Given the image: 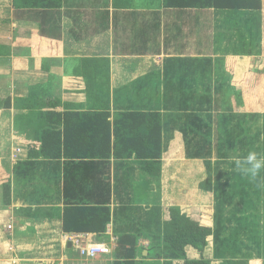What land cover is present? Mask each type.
Masks as SVG:
<instances>
[{
	"label": "crops",
	"instance_id": "crops-1",
	"mask_svg": "<svg viewBox=\"0 0 264 264\" xmlns=\"http://www.w3.org/2000/svg\"><path fill=\"white\" fill-rule=\"evenodd\" d=\"M255 26H261L260 46L253 48V40L244 44L243 30ZM263 62L264 0L260 11L170 9L164 0H63L61 9L44 11L15 9L14 0H0V98H27L38 88L61 112L162 114L163 143H171L164 149L162 177L144 173L135 158L111 159L106 233H71L92 243L114 247L125 235L138 236L142 250L162 243L166 208L187 205L183 195V203H164L163 161L171 158L169 166L176 168L175 159H188L184 130L192 128L194 98L201 99L203 113L218 106L224 115L219 106L235 104L233 90L254 82V99L242 98L240 106L260 112L247 105L264 97ZM19 112L0 110V264H113V254L87 262L65 242L67 159L40 157L29 178L14 174L15 162L28 161L34 144L15 128ZM193 124L210 130L203 116L202 125ZM206 178L207 173L198 182L201 197L214 195L199 189Z\"/></svg>",
	"mask_w": 264,
	"mask_h": 264
},
{
	"label": "trees",
	"instance_id": "trees-1",
	"mask_svg": "<svg viewBox=\"0 0 264 264\" xmlns=\"http://www.w3.org/2000/svg\"><path fill=\"white\" fill-rule=\"evenodd\" d=\"M63 0H14L15 9L59 10ZM170 9H262V0H164ZM90 93V92H89ZM91 94V93H90ZM38 88L27 98H0V110L15 108V128L34 140L28 161H17L14 174L29 178L37 169V159H67L65 167L66 233H106L111 222V159L139 161L141 170L154 179L162 177L163 119L159 112L108 110L61 112L57 101L45 99ZM187 138L186 135H184ZM208 151L210 147L207 146ZM206 152L209 154V152ZM193 157L186 149L187 158ZM207 178L199 189L212 191V165L206 160ZM209 184V185H207ZM223 225L215 229L192 218L181 207L166 208L162 243L142 250L138 236L125 235L115 242L113 264H211L205 258L213 236L223 243ZM199 258H190L189 250ZM147 251L148 254L144 255ZM223 264H249L245 258H226Z\"/></svg>",
	"mask_w": 264,
	"mask_h": 264
},
{
	"label": "rangeland",
	"instance_id": "rangeland-1",
	"mask_svg": "<svg viewBox=\"0 0 264 264\" xmlns=\"http://www.w3.org/2000/svg\"><path fill=\"white\" fill-rule=\"evenodd\" d=\"M255 14L253 13V16ZM255 19L257 20L256 16ZM260 29L261 26L244 28V44H249L250 39L253 40V48L260 46V41L256 40L258 35L260 36ZM262 66L264 68V62ZM247 85L249 87L246 90H233L232 97L236 98L233 106L228 102L219 106L220 109L225 108L224 115L218 113V106H212L210 114L203 113L201 102L197 103V100L201 99L194 98L190 121L192 128L184 130L187 136L184 138L185 145L191 157L198 152L207 154V146L210 147L209 154L196 158L197 160H189L194 158H177L180 155L177 153V157L173 155L177 158L174 161L177 163L176 168H170L168 160L171 158L165 156L163 161L165 174L161 186L163 197L167 198L164 203H183L180 200L184 196L187 198V205L183 210L192 218L199 220L204 217L202 221L213 229L219 220L223 225V243L219 245L212 236L205 251V258L211 264H223V261L230 257L248 259L249 264H264V172L260 178L252 181L238 173L233 164L234 157L245 156L249 151L264 154V97L262 95L263 99L255 105H247L249 110L260 112H249L246 105L241 107L242 98L254 99L256 94L254 82L253 85ZM202 116L210 122L209 131L205 127V130L201 129L202 126L193 128L194 120H199L202 125ZM221 116L226 119L222 121ZM170 144L166 141L164 149H169ZM206 160L212 165L213 183L210 187L214 190V195L213 192H205L201 197L198 182L203 175L206 177ZM189 256L199 258L191 249Z\"/></svg>",
	"mask_w": 264,
	"mask_h": 264
},
{
	"label": "built area",
	"instance_id": "built-area-1",
	"mask_svg": "<svg viewBox=\"0 0 264 264\" xmlns=\"http://www.w3.org/2000/svg\"><path fill=\"white\" fill-rule=\"evenodd\" d=\"M12 229L13 226L9 225L8 230ZM64 239L65 242H71L74 250L87 262L113 254L114 247L111 244L88 242V239H84L77 234L66 235Z\"/></svg>",
	"mask_w": 264,
	"mask_h": 264
},
{
	"label": "clouds",
	"instance_id": "clouds-1",
	"mask_svg": "<svg viewBox=\"0 0 264 264\" xmlns=\"http://www.w3.org/2000/svg\"><path fill=\"white\" fill-rule=\"evenodd\" d=\"M233 164L238 173L256 181L264 172V154L249 151L245 156L234 157Z\"/></svg>",
	"mask_w": 264,
	"mask_h": 264
},
{
	"label": "water",
	"instance_id": "water-1",
	"mask_svg": "<svg viewBox=\"0 0 264 264\" xmlns=\"http://www.w3.org/2000/svg\"><path fill=\"white\" fill-rule=\"evenodd\" d=\"M71 246H72V244H69V246H68V247H69V248H71Z\"/></svg>",
	"mask_w": 264,
	"mask_h": 264
}]
</instances>
